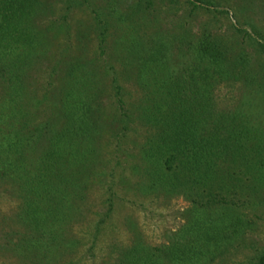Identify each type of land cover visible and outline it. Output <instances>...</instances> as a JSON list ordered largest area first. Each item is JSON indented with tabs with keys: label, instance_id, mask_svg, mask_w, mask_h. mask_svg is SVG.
Returning <instances> with one entry per match:
<instances>
[{
	"label": "trees",
	"instance_id": "1",
	"mask_svg": "<svg viewBox=\"0 0 264 264\" xmlns=\"http://www.w3.org/2000/svg\"><path fill=\"white\" fill-rule=\"evenodd\" d=\"M188 2L193 8L209 5ZM40 7V0H0V42L7 43L0 44V80L6 103L18 98L26 83L20 67H31L30 56L45 57L44 33L30 26L31 12ZM7 46L19 49L9 63ZM169 48L158 44L139 52L137 68L124 64L136 79L134 95H126L112 77L120 111L114 119L117 131L110 136L118 151L120 136L142 130L129 167L138 176L135 184L146 197H181L188 203L184 222L161 244L133 235L110 264H213L252 230L244 210L264 193V129L245 110L218 108L215 96L218 87L236 83L264 96V63L251 65L243 48L231 52L205 33L179 51L180 65L173 70ZM83 66L79 61L67 65L58 89L51 91L47 81L33 115L20 108L12 114L11 135L0 129V182L18 199L15 221L27 234L22 245L20 238L7 240L8 250L23 264L72 263L76 242L62 232L79 216L100 169L99 139L106 128L99 89ZM23 128L30 136L22 135ZM253 264H264V250Z\"/></svg>",
	"mask_w": 264,
	"mask_h": 264
},
{
	"label": "rangeland",
	"instance_id": "2",
	"mask_svg": "<svg viewBox=\"0 0 264 264\" xmlns=\"http://www.w3.org/2000/svg\"><path fill=\"white\" fill-rule=\"evenodd\" d=\"M203 1L209 5L199 3L193 8L188 0H40L41 7L31 12L30 26L44 33L45 57L30 56L31 67H20L26 83L19 97L10 103H6L9 97L0 80V129H9L14 121L11 115L17 116L19 108L21 113L33 115L40 107L36 101L46 82L50 81L51 91L58 89L66 66L78 61L96 81L100 117L106 126L99 139L103 153L100 169L90 181L79 216L62 232L76 242L71 264H110L116 249L127 245L133 235L151 245L167 242L183 224V211L188 206L181 197H146L137 188L138 176L129 167L136 161L134 147L143 132L134 127L136 130L126 132L127 136H120L116 151L117 141L110 134L117 131L114 119L120 108L112 77H117L126 95H134L136 79L124 68H137L139 52L167 44L174 59L170 68L174 70L180 65L175 59L182 55L179 51L197 44L205 33L231 52L243 48L251 65L264 63V50L258 45L264 44V0ZM16 46L5 48L7 63L17 57ZM260 76L264 77V70ZM252 94L242 84L223 85L215 91L216 104L221 109L245 110L264 129V96ZM47 99L54 102L52 94ZM38 118L33 121L38 122ZM6 134L11 135L8 131ZM22 135L28 137L30 133L23 128ZM109 203L112 210L105 218ZM18 205L9 185L0 182V264H23L8 250L7 241L20 238L22 245L27 235L15 221ZM244 212L253 221L252 230L213 264H253L264 250V193Z\"/></svg>",
	"mask_w": 264,
	"mask_h": 264
}]
</instances>
